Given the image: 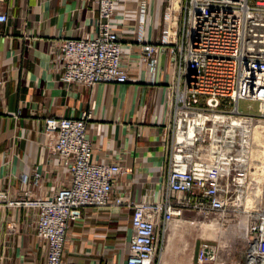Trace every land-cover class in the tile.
Wrapping results in <instances>:
<instances>
[{"label": "built area", "instance_id": "obj_1", "mask_svg": "<svg viewBox=\"0 0 264 264\" xmlns=\"http://www.w3.org/2000/svg\"><path fill=\"white\" fill-rule=\"evenodd\" d=\"M115 2L96 0L92 34L50 41L49 68L59 81L91 87L127 80L121 35L110 24ZM6 18L0 3V24ZM137 42L138 60L147 74L153 72L158 53H167L173 93L166 96L169 124L159 198L134 202L120 193L112 199L131 210L132 233L123 264H156L164 233L185 213L193 215L184 218L189 225L195 217L220 220L221 225L233 219L239 224L245 217L238 229L244 247L235 264H264V198L254 196L252 206L244 204L247 189L264 185V179L250 175L253 162H261V153H253V131L264 127V0H167L160 37L146 42L139 32ZM239 100L254 101L256 111L241 112ZM89 118L82 111L77 118L44 120L47 145L62 161L59 171L65 175L50 196L25 190V198L7 200L0 192L4 206L37 209L35 235L45 247L44 264H67L61 253L68 222L80 218L83 209L106 206L122 173L116 160L91 161V143L85 137ZM31 176L38 187L39 174L33 171ZM28 178L20 175V183L27 184ZM198 247L199 264L216 262L217 246L202 241Z\"/></svg>", "mask_w": 264, "mask_h": 264}, {"label": "crops", "instance_id": "obj_2", "mask_svg": "<svg viewBox=\"0 0 264 264\" xmlns=\"http://www.w3.org/2000/svg\"><path fill=\"white\" fill-rule=\"evenodd\" d=\"M166 1L116 0L110 24L121 35L127 80L88 87L58 80L49 68V43L92 34L96 0H0L7 17L0 24V192L7 200L25 198V190L50 196L65 175L59 171L62 161L47 145L44 120L77 118L82 111L90 114L85 137L91 143V161L116 160L122 170L106 206L83 209L80 218L68 222L61 253L67 264H123L132 233L131 210L114 205L113 197L126 194L134 202L159 198L169 124L166 96L173 93V80L165 51L158 53L153 72L146 73L138 60L137 34L146 42L157 41ZM33 171L39 174L38 187L31 184ZM20 175H29L27 184L20 183ZM184 218L168 227L156 264H199V243L216 246L214 232L213 237L209 232L211 225L216 230L214 222L195 217L189 225ZM36 219L35 208L0 204V264H44ZM213 248L217 263L235 264L241 258V247Z\"/></svg>", "mask_w": 264, "mask_h": 264}, {"label": "rangeland", "instance_id": "obj_3", "mask_svg": "<svg viewBox=\"0 0 264 264\" xmlns=\"http://www.w3.org/2000/svg\"><path fill=\"white\" fill-rule=\"evenodd\" d=\"M237 106L241 112L254 113L256 111V103L254 101L239 100L237 103ZM253 140L256 143V146L253 150V153L255 154L254 156L256 157L257 155L261 153L259 155V160L261 162H254V167L257 169V171L253 169L251 173L257 172L258 175L256 176V179H259V178L264 179V127H262L261 125L258 127H255V133H254ZM247 191L248 192L244 199L245 207H246V200H247L248 193H252L253 196H257L259 197V199L264 197V185H258L256 190L255 188H252V189H247ZM253 202H254V197H253ZM253 202L251 203L253 204ZM251 203H250V206H252ZM236 220L237 219L230 220L227 223H223L222 225L220 224V220H219L218 223H215V229H216L215 231L212 230L214 226L212 225L210 226L211 228L209 232L210 233L212 232L210 237H213V232H214V237H215L214 241L216 242L217 247H244L243 242L240 241L238 229L240 228L242 229L244 227L246 223V218L241 217L239 224H236ZM204 222L208 223L206 221ZM166 233L167 232L164 233V236H166ZM239 251L241 252V250ZM234 254L237 255V257L239 255L237 251L234 252Z\"/></svg>", "mask_w": 264, "mask_h": 264}, {"label": "bare ground", "instance_id": "obj_4", "mask_svg": "<svg viewBox=\"0 0 264 264\" xmlns=\"http://www.w3.org/2000/svg\"><path fill=\"white\" fill-rule=\"evenodd\" d=\"M264 109V108H263ZM254 133H255V128H254V131H253V139H254ZM253 166H254V162H253ZM254 170H256L257 171V169L254 167ZM250 175H253V176H255V178H256V176L258 175L257 174V172L255 173V172H253V173H251V171H250ZM258 187V186H257ZM257 187H254L255 188V190L257 189ZM251 191V190H250ZM255 192V191H254ZM251 195H252V193H248V196H247V200H246V207H249L250 206V203L253 201V195H252V197H251ZM264 198V197H263ZM252 204V203H251ZM182 223H184V222H182ZM181 225V224H180Z\"/></svg>", "mask_w": 264, "mask_h": 264}]
</instances>
